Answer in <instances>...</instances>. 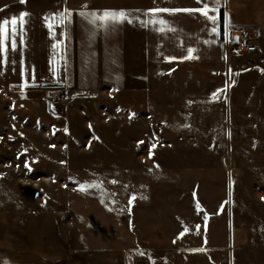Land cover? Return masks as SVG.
I'll list each match as a JSON object with an SVG mask.
<instances>
[{
  "label": "rangeland",
  "instance_id": "obj_1",
  "mask_svg": "<svg viewBox=\"0 0 264 264\" xmlns=\"http://www.w3.org/2000/svg\"><path fill=\"white\" fill-rule=\"evenodd\" d=\"M143 1L0 0V264H264V53L127 81Z\"/></svg>",
  "mask_w": 264,
  "mask_h": 264
},
{
  "label": "crops",
  "instance_id": "obj_2",
  "mask_svg": "<svg viewBox=\"0 0 264 264\" xmlns=\"http://www.w3.org/2000/svg\"><path fill=\"white\" fill-rule=\"evenodd\" d=\"M147 1L149 0H144L142 3L137 2L136 5H134L136 2H127L121 8L123 11L120 10L127 17L123 23L128 22L122 29V42L126 49L124 56L127 60H136L137 62L124 67L127 81H130L131 69L138 73L137 77L140 75L143 79L147 73L150 74L148 72L150 66L155 63L177 68L179 64L186 62H197L208 67L219 66L222 57H225L222 45L224 26L257 27L259 31L253 27L257 32L254 41L257 49L259 46L260 51L264 53V0H201V2L198 0H154L156 2L153 5L146 4ZM205 5L209 9L208 15L216 17L215 24L198 11H180L201 9ZM154 9H168L169 11L157 12L152 15L151 10ZM222 10L224 14L223 27L220 18ZM43 14L48 17L53 16L52 12L45 11ZM148 21L151 22L145 23ZM159 21H163V23ZM129 29L132 31L131 36H129ZM134 29L136 30L134 31ZM188 49H193L192 58H188ZM129 69L130 71H128ZM244 76L254 78L260 83L264 78V75L261 74H246ZM262 86L261 84L256 86L254 93H261ZM240 93L243 95V90H240ZM51 236L53 237V235ZM47 255V251H44L43 254L37 256Z\"/></svg>",
  "mask_w": 264,
  "mask_h": 264
},
{
  "label": "built area",
  "instance_id": "obj_3",
  "mask_svg": "<svg viewBox=\"0 0 264 264\" xmlns=\"http://www.w3.org/2000/svg\"><path fill=\"white\" fill-rule=\"evenodd\" d=\"M256 31L250 27H228L224 26L222 34V45L226 56H230L232 52L254 53L257 51L255 44ZM69 93L63 92L53 101L55 105H61L68 101ZM154 264H160L161 259L155 257Z\"/></svg>",
  "mask_w": 264,
  "mask_h": 264
},
{
  "label": "snow or ice",
  "instance_id": "obj_4",
  "mask_svg": "<svg viewBox=\"0 0 264 264\" xmlns=\"http://www.w3.org/2000/svg\"><path fill=\"white\" fill-rule=\"evenodd\" d=\"M22 2H23V0H22ZM198 2H201V0H198ZM163 11H169V10L168 9H154V10H151V14L155 15L157 12H163ZM180 11H188V12L198 11L202 15H204L213 24H215V22H216V17L215 16L208 15L209 9H208L207 5H205L201 9H183V10H180ZM26 15H27V13H22L18 19L17 18H12L11 21H9L8 19H4L2 22H0V45L3 44V39L7 38L5 36V30H6L7 26L9 24H11L12 26H15L17 24L18 20L22 24L24 16H26ZM126 18H127L126 14L124 12L117 13V12L105 11L102 15H99V16H97L96 14H93V20L94 21H96V20H99V21H109V20H111V21H120V20H124ZM48 19H50V18L46 17V20H48ZM60 19H61V21H63L64 17L61 16ZM129 22H131V21H129ZM150 22L151 21H148V22H145V23H150ZM159 22L163 23V21H159ZM51 26H52L51 23H49V28H51ZM213 31H215V28H213ZM15 32H16V29H15V27H13L12 34L15 35ZM188 52H189V57L188 58H192L191 54L193 52V49H188ZM217 95H218V93L214 94V98ZM25 167H27V165H25ZM81 190L83 191V188H81ZM132 199L134 200L135 197H132ZM130 203H131V201H130ZM197 209H198V211L202 210V209H200L199 204H197ZM197 229H199V226H197ZM185 231H187V229H185ZM200 251H203V249H200Z\"/></svg>",
  "mask_w": 264,
  "mask_h": 264
},
{
  "label": "trees",
  "instance_id": "obj_5",
  "mask_svg": "<svg viewBox=\"0 0 264 264\" xmlns=\"http://www.w3.org/2000/svg\"><path fill=\"white\" fill-rule=\"evenodd\" d=\"M220 18H221V22H222V27H223V21H224V14H223V10L220 13Z\"/></svg>",
  "mask_w": 264,
  "mask_h": 264
}]
</instances>
